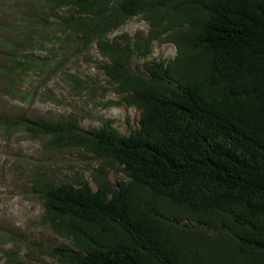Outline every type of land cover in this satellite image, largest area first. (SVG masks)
Masks as SVG:
<instances>
[{"label": "trees", "instance_id": "trees-1", "mask_svg": "<svg viewBox=\"0 0 264 264\" xmlns=\"http://www.w3.org/2000/svg\"><path fill=\"white\" fill-rule=\"evenodd\" d=\"M39 3L50 5L47 15L34 10L25 23L5 27L20 32L15 42L1 40L6 95L16 93L15 78L36 71L52 76L64 70L76 45L95 43L108 60L101 66L108 82L140 112L139 129L129 136L108 126L86 132L74 122L0 119L50 136L51 144L114 160L127 178L115 187L102 168L97 190L86 181L41 187L46 219L77 248L61 260L264 264V0ZM63 10L69 14L57 12ZM141 15L157 32L186 29L168 38L179 50L174 61L134 68V44L109 40ZM46 50L65 62L53 67L51 55L36 56Z\"/></svg>", "mask_w": 264, "mask_h": 264}, {"label": "rangeland", "instance_id": "rangeland-1", "mask_svg": "<svg viewBox=\"0 0 264 264\" xmlns=\"http://www.w3.org/2000/svg\"><path fill=\"white\" fill-rule=\"evenodd\" d=\"M35 2L0 0V49L6 47L1 40L15 42L16 34H20L11 32L6 26L25 23L27 14L34 17V10L47 15L50 5H36ZM43 8L46 13L39 11ZM57 12L69 14L64 10ZM163 31L153 30L141 15L128 20L108 38L119 42L127 38L134 44V68L153 62L167 65L179 54L177 45L168 38L177 32H186V29L178 27ZM72 52L70 61L62 64L64 70L52 76L36 71L20 79L15 78L13 86L17 91L12 97L6 95L9 77L1 73L0 119L5 116L16 120L26 116L48 122H74L86 132L108 126L121 136L137 131L140 112L127 106L115 91L116 85L108 82L109 78L101 70L108 60L102 56L97 44L86 47L78 44ZM50 55L52 52L47 50L36 54L48 59ZM65 58L58 52L54 60L48 62L56 67L65 62ZM0 68H9L2 57ZM102 168L113 186L127 181L114 160H105L81 148L60 145V142L51 144L50 136L34 135L23 126L6 127L0 122V264H68L61 259L68 254L75 256L77 248L73 239L53 230L46 219L45 204L39 190L47 183L59 186L80 181L89 182L97 190L95 179ZM81 227L85 233L96 237V230L92 227Z\"/></svg>", "mask_w": 264, "mask_h": 264}]
</instances>
